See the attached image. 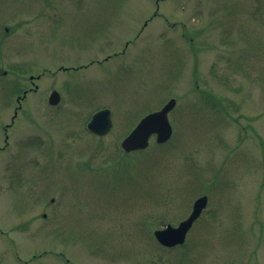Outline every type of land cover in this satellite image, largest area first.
Returning a JSON list of instances; mask_svg holds the SVG:
<instances>
[{
  "label": "rangeland",
  "instance_id": "1",
  "mask_svg": "<svg viewBox=\"0 0 264 264\" xmlns=\"http://www.w3.org/2000/svg\"><path fill=\"white\" fill-rule=\"evenodd\" d=\"M170 98V140L123 152ZM0 264H264V0H0Z\"/></svg>",
  "mask_w": 264,
  "mask_h": 264
},
{
  "label": "water",
  "instance_id": "2",
  "mask_svg": "<svg viewBox=\"0 0 264 264\" xmlns=\"http://www.w3.org/2000/svg\"><path fill=\"white\" fill-rule=\"evenodd\" d=\"M59 94L57 91L50 93L48 102L55 104L58 102ZM175 105L173 98L169 99L159 110L150 112L143 116L132 130L121 140L120 147L124 152L142 150L148 146L149 138L155 135L156 143H165L171 136L172 128L168 121L167 113ZM112 121L110 110L107 108L99 109L92 114L86 127L95 135H105L111 128ZM207 203V196L197 197L189 215L176 226L166 224L162 228L155 229L153 236L158 244L166 248L181 245L185 241L186 234L193 222L198 218Z\"/></svg>",
  "mask_w": 264,
  "mask_h": 264
},
{
  "label": "flooded vegetation",
  "instance_id": "3",
  "mask_svg": "<svg viewBox=\"0 0 264 264\" xmlns=\"http://www.w3.org/2000/svg\"><path fill=\"white\" fill-rule=\"evenodd\" d=\"M24 93H26V91H23V94H24ZM20 99H21V98H20L19 96L16 97V101H17V102L20 101ZM60 100H61V95H60V97H59V101H58V103H57L56 105H53V106L50 105V107H52V108H57L58 105H59ZM52 108H51V109H52Z\"/></svg>",
  "mask_w": 264,
  "mask_h": 264
},
{
  "label": "trees",
  "instance_id": "4",
  "mask_svg": "<svg viewBox=\"0 0 264 264\" xmlns=\"http://www.w3.org/2000/svg\"><path fill=\"white\" fill-rule=\"evenodd\" d=\"M138 152H142V151H138ZM178 247V246H177ZM163 249H165V248H163Z\"/></svg>",
  "mask_w": 264,
  "mask_h": 264
}]
</instances>
